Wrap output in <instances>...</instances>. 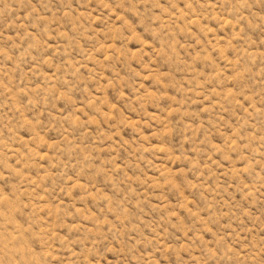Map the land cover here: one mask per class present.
Returning a JSON list of instances; mask_svg holds the SVG:
<instances>
[{
	"label": "rangeland",
	"instance_id": "374dc122",
	"mask_svg": "<svg viewBox=\"0 0 264 264\" xmlns=\"http://www.w3.org/2000/svg\"><path fill=\"white\" fill-rule=\"evenodd\" d=\"M0 264H264V0H0Z\"/></svg>",
	"mask_w": 264,
	"mask_h": 264
}]
</instances>
